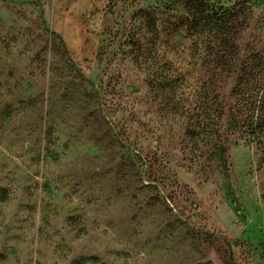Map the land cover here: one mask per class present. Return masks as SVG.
I'll return each mask as SVG.
<instances>
[{"label": "rangeland", "instance_id": "rangeland-1", "mask_svg": "<svg viewBox=\"0 0 264 264\" xmlns=\"http://www.w3.org/2000/svg\"><path fill=\"white\" fill-rule=\"evenodd\" d=\"M186 3L0 0V264H264V141L220 138L238 74L201 65Z\"/></svg>", "mask_w": 264, "mask_h": 264}, {"label": "trees", "instance_id": "trees-1", "mask_svg": "<svg viewBox=\"0 0 264 264\" xmlns=\"http://www.w3.org/2000/svg\"><path fill=\"white\" fill-rule=\"evenodd\" d=\"M248 2L249 0L236 1L232 8L224 7L220 4L221 0H187L188 12L183 26L187 36L191 37L195 54H199L202 66L238 74L239 83L235 93L239 97L229 124L220 138L228 141L229 136L240 135V139H245L246 142L261 143L264 141V55L256 53L243 56L235 44L240 30L248 22L245 9ZM259 2L263 0L256 4ZM234 27L239 28L233 32ZM202 93L205 101L198 112L207 116L214 107L219 110L211 89L204 87ZM221 115L222 112H219L215 116L220 118ZM197 124L199 122L195 123Z\"/></svg>", "mask_w": 264, "mask_h": 264}]
</instances>
